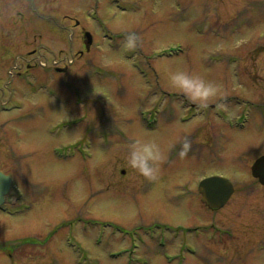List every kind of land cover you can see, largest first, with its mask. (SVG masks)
Masks as SVG:
<instances>
[{"label":"rangeland","instance_id":"1","mask_svg":"<svg viewBox=\"0 0 264 264\" xmlns=\"http://www.w3.org/2000/svg\"><path fill=\"white\" fill-rule=\"evenodd\" d=\"M60 1L77 21L98 4ZM123 2L126 12L98 5L92 15L109 36L93 22L89 52L50 45L45 61L52 66L59 53L60 66L71 60L69 71L38 93L17 83L13 96L25 103L22 111L0 113L9 136L0 139V170L23 190L9 195L17 203L7 214L0 211V264H128L118 228L152 222L205 226L192 240L199 253L179 263L264 264V186L250 171L264 154V110L257 105L264 104V0ZM39 7L35 2L38 15ZM42 15L40 29L51 31L53 17ZM130 32L137 35L132 49L124 47ZM175 71L213 82L218 95L208 105L219 114H192L194 102L169 85ZM243 110L248 126L229 127L224 117ZM24 113L29 117L18 119ZM137 137L154 139L165 153L155 180L128 164ZM184 138L191 148L182 157ZM213 172L234 189L217 210L201 205L196 189ZM162 252L153 250L150 264H167Z\"/></svg>","mask_w":264,"mask_h":264},{"label":"flooded vegetation","instance_id":"2","mask_svg":"<svg viewBox=\"0 0 264 264\" xmlns=\"http://www.w3.org/2000/svg\"><path fill=\"white\" fill-rule=\"evenodd\" d=\"M42 1L43 0H4V3L0 5V113L21 110L25 105V103L20 98L13 96L17 83H19L24 88L31 89L32 92L38 93L44 90V85L46 83H50L54 81V79L55 81H58L60 74H66V72L69 71L68 65H70L69 62L71 60H66L67 62L64 64V66H60L59 63H62L63 60L61 58L59 59V53L58 56L54 54L52 66H49V64L45 61V55L43 52L46 51L47 53H51L50 45H59L61 42L64 45V49L67 51L78 50L81 55L91 50L92 46L95 45L94 37L91 34L93 27L92 25L93 22H96L97 24L98 20L95 17H97V7L100 3L105 1L108 2L109 5L115 4L116 8L123 12H126L128 9L126 3V6L123 5V0H93L98 4H96V6L94 5L95 7L93 8L92 5L87 7V10L84 14L88 13L89 16L83 21H77L73 11L65 12L60 10V0H49L46 5V11L42 9H45V7H41ZM35 2L41 7V10L39 7V15L36 13L37 11L34 10ZM16 5L20 6L19 10L13 9ZM43 13H50V15L53 17L48 19L49 21L47 22L51 25V31H47L46 29H44V31L39 27V19L42 18L40 20H43L45 18L42 15ZM92 14H96L95 17ZM60 17L63 19L60 22V24L63 26H60L56 22ZM66 22L72 23L71 27L65 25ZM99 22V28H104L105 26L102 25L103 21L101 17ZM61 30L64 33L66 32L69 34L68 39H66V36H64V33L61 32ZM76 31L79 33L77 36L78 39H76L74 36ZM104 31V33H107L109 36V33L106 31V29ZM87 33L91 35L90 38L87 36ZM106 36L107 35H105V37ZM49 77L53 80H49ZM6 92L10 95L7 97V99H5ZM187 103H189L188 100ZM253 103L255 102L251 100L247 102L248 105H255ZM257 105L262 107L264 110V104L258 103ZM216 110H218L216 104L208 105L207 108H201L196 103H191L190 112H192V114H195V112L204 114L206 112L208 115H210L215 113ZM216 113L219 114L218 111ZM242 113L243 115L241 114L240 116L244 117L243 120L245 121V126L243 129H245V127L248 126L247 121H249L250 117L247 112L245 113V110H243ZM21 117L22 118L19 117L18 119H27L29 116L28 114L25 115L24 113L21 115ZM188 117L189 116L184 117L182 119L183 122H185ZM224 120L228 123L229 127L236 128L234 116L227 118L224 117ZM5 127V120H0V139L3 141L6 140L5 143H7L9 142V136L7 139L5 131L8 130H5ZM15 162L18 163V159ZM252 165L250 167L251 175ZM0 172L12 179V185L9 193L6 196L5 203L0 206V211L6 212L17 203V201L10 202L8 200L9 195L14 191H19V193L22 195L23 190L22 186H17V181L14 174L4 170H0ZM215 174L224 175L220 172L209 173L200 177L196 183V189L197 193L200 195L199 199L201 205H204L211 210L217 209L208 207L202 201L199 183L204 177ZM256 179L259 182V179ZM179 197L181 196L179 195ZM173 226L175 229L172 228ZM212 226L214 227V225ZM204 227L205 226L202 224L187 226L182 223H178L177 225L167 223L164 225L163 223L156 222H152L148 225L139 223L132 227L120 225L118 228L120 233L119 237L121 238L124 245L122 246V249H119V253L123 256H129L128 259H130V262L128 264H150L152 255L151 252L153 250L163 249L162 257L167 264H186L185 261L188 258L187 255L196 256L199 253V247L196 244H193L192 240H198L201 238V235L204 233ZM173 244H177L178 249L176 251H169L167 248ZM183 255H186V259L183 261V263H179L176 259L182 258Z\"/></svg>","mask_w":264,"mask_h":264},{"label":"clouds","instance_id":"3","mask_svg":"<svg viewBox=\"0 0 264 264\" xmlns=\"http://www.w3.org/2000/svg\"><path fill=\"white\" fill-rule=\"evenodd\" d=\"M137 46V35L130 32L125 40L124 47L128 49ZM169 85L177 89L201 108H207L209 102L217 95V86L204 77L186 71H175L169 76ZM191 148V142L183 139L180 155L183 157ZM165 159V153L160 145L151 138L134 139L130 145L128 164L149 180H155L159 175V165Z\"/></svg>","mask_w":264,"mask_h":264},{"label":"water","instance_id":"4","mask_svg":"<svg viewBox=\"0 0 264 264\" xmlns=\"http://www.w3.org/2000/svg\"><path fill=\"white\" fill-rule=\"evenodd\" d=\"M87 36L90 38L91 35L87 33ZM252 174L264 185V155L260 156L252 165ZM11 184V178L0 172V204L4 202ZM199 190L202 194V201L212 209L225 206L234 192L232 182L222 176H211L203 179L200 182Z\"/></svg>","mask_w":264,"mask_h":264}]
</instances>
